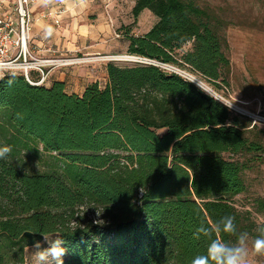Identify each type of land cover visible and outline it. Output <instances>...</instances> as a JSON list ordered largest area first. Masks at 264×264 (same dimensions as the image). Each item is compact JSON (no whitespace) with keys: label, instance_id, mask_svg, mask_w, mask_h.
I'll use <instances>...</instances> for the list:
<instances>
[{"label":"trees","instance_id":"1","mask_svg":"<svg viewBox=\"0 0 264 264\" xmlns=\"http://www.w3.org/2000/svg\"><path fill=\"white\" fill-rule=\"evenodd\" d=\"M133 1L132 23L147 9L157 22L141 36L118 29L129 55L226 82L231 63L212 12L185 0ZM106 71L104 86L92 82L81 95L61 81L0 79V147L11 148L0 159V264L22 263L49 235L66 241L64 264H193L210 242L193 234L229 215L237 233L260 236L234 203L245 191L243 165L224 157L264 150L245 136L250 122L158 66L109 62ZM31 154L47 155L44 172L26 169ZM212 238L237 242L231 233Z\"/></svg>","mask_w":264,"mask_h":264},{"label":"rangeland","instance_id":"2","mask_svg":"<svg viewBox=\"0 0 264 264\" xmlns=\"http://www.w3.org/2000/svg\"><path fill=\"white\" fill-rule=\"evenodd\" d=\"M185 1L193 2L197 6L209 10L220 20L221 24L217 29L225 40L224 52L231 63L230 72L225 83L218 82L215 85L209 83L200 74L189 70V68L171 66L194 73L211 90L222 96L226 101L235 104L238 110L243 109V112L240 113L230 108L236 116L245 122L247 120L250 122V127L245 131V136L260 142L264 146V123L258 121L259 123L254 128L252 127L254 121L258 120L257 116L264 117V0ZM120 22L119 27H116L117 30L129 25L133 35L141 36L152 28L157 22V17L147 9L140 15L136 23H132V13L125 14ZM113 41L118 44L114 46L112 53L91 56L101 59L92 63L63 67L60 72H65L67 78L72 76L68 81V86L79 91L86 84L95 81L104 86L108 81L107 63L112 62L119 66H130L136 63L131 55L127 53V41L124 36L122 38L113 37ZM190 47L191 44H187L183 50ZM111 55H126L127 57L126 60H114ZM69 56H83V54L74 52ZM165 131V129L158 130V133L163 134ZM42 156L43 158L34 155L25 156L23 161L26 169L35 173L44 172L46 170L45 157L47 155ZM224 157L238 161L243 165L242 178L245 183V191L235 197L234 203L240 212L246 213L248 218L256 224L255 231H259L258 229L264 226V210L259 206V202L264 200V150L259 153L248 152L237 156L226 153ZM85 209L88 211L89 218H95L100 222L99 212L92 207ZM46 237L49 243L58 238L57 235ZM254 240L255 238L249 234L247 264H264V255L254 253L252 246ZM40 241L44 247L47 246L43 238ZM36 251L31 246L27 247L24 252V261L20 264H35ZM66 257L67 254L63 259H66Z\"/></svg>","mask_w":264,"mask_h":264},{"label":"crops","instance_id":"3","mask_svg":"<svg viewBox=\"0 0 264 264\" xmlns=\"http://www.w3.org/2000/svg\"><path fill=\"white\" fill-rule=\"evenodd\" d=\"M134 5L133 0H36L32 6L33 46L49 48L51 53L45 56L53 57L74 52L84 56L110 54L118 43L113 41L107 16L110 15L115 26L119 27L120 19L125 14L132 13ZM51 7L56 10L64 9L59 14L58 26L50 18L43 17ZM61 70L62 68L53 71L51 81L64 82L70 94L81 95L89 83L80 91L72 89L68 86L72 76L67 78L66 73L60 72Z\"/></svg>","mask_w":264,"mask_h":264},{"label":"built area","instance_id":"4","mask_svg":"<svg viewBox=\"0 0 264 264\" xmlns=\"http://www.w3.org/2000/svg\"><path fill=\"white\" fill-rule=\"evenodd\" d=\"M36 0H0V61L8 65V70L4 74H16L23 76L32 85L51 84V75L54 70L63 67H70L85 63H92L101 59L91 56H69L62 54L58 57L45 56L51 53L49 48H37L33 46L32 25L34 23V14L32 6ZM64 11L63 8L56 10L55 7L49 8L43 17L50 18L55 25H59V14ZM108 22L112 29L114 38H121L110 15L107 16ZM137 63L152 64L168 72L176 73L184 79L194 83L201 89L207 91L214 98L222 102L227 107L240 113L243 109L238 110L237 106L226 101L222 96L213 90H206L205 83L194 73L174 68L169 64L161 63L148 58L131 56ZM3 74V75H4ZM258 120L254 125L260 122L264 123L263 116H257Z\"/></svg>","mask_w":264,"mask_h":264},{"label":"clouds","instance_id":"5","mask_svg":"<svg viewBox=\"0 0 264 264\" xmlns=\"http://www.w3.org/2000/svg\"><path fill=\"white\" fill-rule=\"evenodd\" d=\"M7 70L8 65L0 61V79L3 78V74ZM12 83L13 79L9 78L8 84L11 85ZM10 152V147H0V159L5 158ZM258 230L261 235L253 241L252 246L255 254L264 255V227H260ZM213 231L234 234L237 236V242L229 244L220 239L212 238ZM201 234L207 237L210 242L206 253L195 258L193 264H247L249 234L247 232L237 233L235 217L230 215L222 217L215 223L214 228L201 225L193 235L195 239H200ZM42 237L46 247L42 245L40 240H34L31 246L37 250L34 256L35 264H64L63 258L68 251L65 247L66 241L62 238H56L49 243L46 236Z\"/></svg>","mask_w":264,"mask_h":264},{"label":"bare ground","instance_id":"6","mask_svg":"<svg viewBox=\"0 0 264 264\" xmlns=\"http://www.w3.org/2000/svg\"><path fill=\"white\" fill-rule=\"evenodd\" d=\"M112 56V55H111ZM126 55H115V56H112V58L114 59V60H126ZM132 58V57H131ZM129 59V58H128ZM205 88H206V90H208V91H210L211 89H210V87L209 86H207V85H205Z\"/></svg>","mask_w":264,"mask_h":264}]
</instances>
